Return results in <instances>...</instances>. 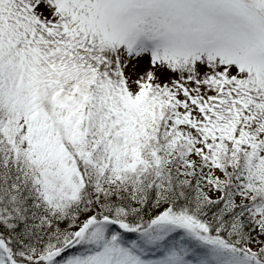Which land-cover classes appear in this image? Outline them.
<instances>
[{"label":"snow or ice","instance_id":"6c2138e0","mask_svg":"<svg viewBox=\"0 0 264 264\" xmlns=\"http://www.w3.org/2000/svg\"><path fill=\"white\" fill-rule=\"evenodd\" d=\"M0 264H264V0H0Z\"/></svg>","mask_w":264,"mask_h":264}]
</instances>
